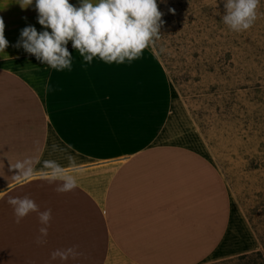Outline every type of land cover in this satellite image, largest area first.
I'll return each mask as SVG.
<instances>
[{"label":"crops","instance_id":"obj_1","mask_svg":"<svg viewBox=\"0 0 264 264\" xmlns=\"http://www.w3.org/2000/svg\"><path fill=\"white\" fill-rule=\"evenodd\" d=\"M18 3L0 0L8 41L0 52V264H202L257 250L192 119L174 108L155 50L85 64L69 41L71 70L52 69L14 47L26 26L45 30L35 0L25 10ZM54 143L75 149L70 192L39 171L44 160L68 167ZM29 157L40 160L36 174L14 179L11 166ZM25 196L51 210L43 244L37 213L15 222L8 199ZM69 247L79 255L51 259Z\"/></svg>","mask_w":264,"mask_h":264},{"label":"rangeland","instance_id":"obj_2","mask_svg":"<svg viewBox=\"0 0 264 264\" xmlns=\"http://www.w3.org/2000/svg\"><path fill=\"white\" fill-rule=\"evenodd\" d=\"M157 4L165 24L152 48L168 75L174 108L189 114L201 137L198 148L220 171L258 242V249L243 257L202 264H262L264 16L258 15L251 29L235 33L223 23L221 0ZM169 8L175 9L174 15ZM258 12L264 13V0Z\"/></svg>","mask_w":264,"mask_h":264},{"label":"clouds","instance_id":"obj_3","mask_svg":"<svg viewBox=\"0 0 264 264\" xmlns=\"http://www.w3.org/2000/svg\"><path fill=\"white\" fill-rule=\"evenodd\" d=\"M163 3L164 0H161ZM224 14L221 16L227 28L235 33H242L251 29L259 16L260 0H221ZM22 10L33 5V0H19ZM217 7V3H216ZM37 23L44 31L37 32L29 25L20 32V38L14 47L22 48L42 64L52 69L62 71L71 70L72 55L67 50L71 41L85 64H91L94 57L105 63L122 64L138 59L143 50L153 47L161 39L160 30L165 21L164 13L158 8L157 0H79L78 6L69 0H35ZM170 14L175 9L169 8ZM220 15L219 12H217ZM4 21L0 18V52L8 47L4 36ZM50 29V32L48 31ZM164 51L163 48L160 49ZM75 151L71 144L60 147L52 145V152L64 153L68 160V167L60 165L56 160H44L40 169L41 175L48 181H60L57 192H70L77 187L79 165L75 156L68 154ZM40 160L31 157L18 160L12 169L17 170L14 179L28 178L36 174L35 165ZM8 203L13 207L17 224L29 213L38 214L42 227L36 242L43 244L48 235L51 210L41 212L34 200L23 198H9ZM79 253L75 247L57 249L51 253V259L62 261L75 258Z\"/></svg>","mask_w":264,"mask_h":264},{"label":"trees","instance_id":"obj_4","mask_svg":"<svg viewBox=\"0 0 264 264\" xmlns=\"http://www.w3.org/2000/svg\"><path fill=\"white\" fill-rule=\"evenodd\" d=\"M257 254H260V253H257ZM244 255H242L241 257H243ZM262 264H264V263H262Z\"/></svg>","mask_w":264,"mask_h":264}]
</instances>
